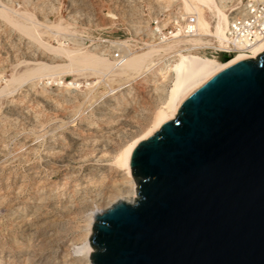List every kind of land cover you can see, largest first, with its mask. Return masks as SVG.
Wrapping results in <instances>:
<instances>
[{
    "label": "rangeland",
    "instance_id": "obj_1",
    "mask_svg": "<svg viewBox=\"0 0 264 264\" xmlns=\"http://www.w3.org/2000/svg\"><path fill=\"white\" fill-rule=\"evenodd\" d=\"M228 2L238 5V0ZM181 4V0L170 6L163 0H0V7L10 9L16 20L13 12L18 10L74 33L55 35L39 28L45 43L96 54L104 48L110 58L115 49H122L124 57L146 52L128 53L131 44L125 40L133 44L149 40L135 31V22L152 18V5L162 9L178 5L182 11ZM131 5L134 16L128 12ZM4 19L0 16V264H68L63 251L74 256L83 247L78 233L85 230L87 216L113 202V180L107 172L115 167H107L97 156L112 159L147 126L165 79L151 84L152 73L146 77L138 72L85 70L64 75L65 86L57 76L9 86L8 81L27 68L69 62L51 55ZM68 36L75 38V45L62 41ZM120 41L129 43L124 47ZM201 45L217 43L208 37ZM210 53L220 61L225 58ZM72 82L80 87H66ZM101 141L109 144L104 147Z\"/></svg>",
    "mask_w": 264,
    "mask_h": 264
},
{
    "label": "water",
    "instance_id": "obj_2",
    "mask_svg": "<svg viewBox=\"0 0 264 264\" xmlns=\"http://www.w3.org/2000/svg\"><path fill=\"white\" fill-rule=\"evenodd\" d=\"M129 164L137 198L95 216L93 264H264V52L188 95Z\"/></svg>",
    "mask_w": 264,
    "mask_h": 264
},
{
    "label": "bare ground",
    "instance_id": "obj_3",
    "mask_svg": "<svg viewBox=\"0 0 264 264\" xmlns=\"http://www.w3.org/2000/svg\"><path fill=\"white\" fill-rule=\"evenodd\" d=\"M178 1L180 0H163L167 6L178 3ZM181 1L182 11H180L178 5H175L174 7H177L179 13L185 18H187L188 15H193L197 18L195 23L197 34L195 36L181 35L179 31L173 39L156 43L154 41L155 32L150 27V21L154 18L150 17L148 19L136 21L133 25L135 31L139 34L146 35L149 37V40L143 41L141 38L140 41H142L143 44L142 47L139 48H137L136 44L132 43V40H125L129 41L131 44L128 53L144 50L147 51L141 54H133L124 57V51L118 49L122 52L121 60L114 58L115 51L112 50L111 58L114 60H111L110 57H106L108 51L104 48L99 49L102 54H96L95 52L85 53L80 50L75 51L64 46L55 47L45 43L41 39V34L38 33L39 28H44L55 35H74V33L71 32V29L67 26L42 24L35 16L18 10L13 12L19 18V20H16L8 13L10 9L5 6L0 7V16L5 18L12 27L19 31V33H22L42 48L48 50L51 55L56 58L66 59L69 62L67 64H55V62L50 64L44 63L38 64L36 68H27L24 72L20 73L18 76H14L12 80L8 81L9 86L24 84L29 82V80H33L34 78L37 79L38 77L43 78L44 76L61 77V79H59L61 80V85L65 86V83L62 82V77L64 75L81 73L85 70L94 73H113L115 70L133 73L138 72L146 75V77L149 73H152V79L149 77L151 84L159 82L160 79H165L163 82L164 90L162 93L160 92V99H158L159 105L157 104V109L153 113L147 126L139 132V135H137L136 138H132L120 150H118L112 159L105 157V155L97 156L98 161L108 163L107 167H115L116 170L107 172L113 180V192L110 196V199L112 198L111 200L113 202L109 203L110 206H113L114 203H117L118 201L133 204L137 198V184L131 174L129 164L132 150L141 141L148 139L156 130L160 129V126L164 122L175 119L184 99L203 85L208 79L237 63L250 59H257V57L264 52V39L254 47L243 51L241 50L229 58H224L222 61L218 60L217 56H208L205 53L194 51V49H198L202 46L201 44H203L208 37H212L216 41V47H228L231 41L229 32L231 31L232 19L237 15L246 12V7H244V5L239 7L240 0H238V5L236 7H233L231 3L228 2L229 0ZM156 8L158 10H164L160 8L159 5L151 6V10ZM133 9L134 6L131 5L128 10V12L132 11V16L135 15ZM208 12L211 14L210 20L207 15ZM145 31H147L148 34H146ZM72 39L75 38L73 36H68L67 38H62V41L67 43L68 46L75 45V42ZM120 42L124 47H127L129 43L123 41ZM58 44L62 43L58 42ZM146 79L148 81V78ZM152 80H154L153 83ZM66 87L77 88L80 87V85L72 82L66 85ZM62 97H64V95ZM101 143L104 147L109 144L107 141H101ZM104 172H106V170ZM107 176L105 177L107 178ZM127 198L131 201L129 202ZM109 204L107 205L109 206ZM110 206L102 209L96 207L97 209H93V211L87 216L88 224L85 230L83 229L84 231L78 233V238H83V247L79 248L80 251L77 249L79 251L78 254L76 253L74 256H71L67 252L68 250L63 248L64 253L62 257L63 259L68 258V264H93L90 257L91 252H95V249L91 246L90 238L93 234L92 227L95 223V216L97 214L103 215ZM25 222H27V224L29 223L28 221Z\"/></svg>",
    "mask_w": 264,
    "mask_h": 264
},
{
    "label": "built area",
    "instance_id": "obj_4",
    "mask_svg": "<svg viewBox=\"0 0 264 264\" xmlns=\"http://www.w3.org/2000/svg\"><path fill=\"white\" fill-rule=\"evenodd\" d=\"M242 5L246 7V12L232 19L231 31L229 32L231 41L228 47L200 46L194 51L205 54L213 52L216 55L231 57L241 50L250 49L260 43L264 39V0H240L239 7ZM152 14L154 19H151L150 27L155 32L154 41L156 43L173 39L179 31L181 35L195 36L197 34L195 27L197 18L193 15H188L185 18L179 13L177 7L164 10L157 9L156 11L154 9ZM142 44V41L136 42L137 48L142 47ZM209 55L215 56L211 53ZM114 58L121 60L122 52L118 49L115 50Z\"/></svg>",
    "mask_w": 264,
    "mask_h": 264
}]
</instances>
